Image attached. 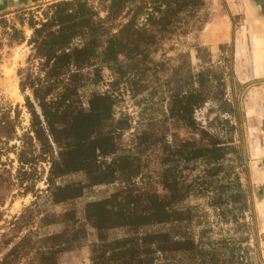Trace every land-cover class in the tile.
Instances as JSON below:
<instances>
[{
	"label": "trees",
	"instance_id": "16d2710c",
	"mask_svg": "<svg viewBox=\"0 0 264 264\" xmlns=\"http://www.w3.org/2000/svg\"><path fill=\"white\" fill-rule=\"evenodd\" d=\"M207 8L208 0H57L41 21L19 19L32 32L27 66L18 71L29 121L22 127L18 107L0 106V189L34 200L3 221L0 264H64L84 246L89 264H259L238 128L221 118L238 117L225 92L232 73L196 46L199 70L179 54L165 77L157 74L166 63L155 58L163 43L201 31ZM0 29V52L25 41L4 17ZM104 71L110 90L99 92ZM120 87L144 120L128 147L122 138L132 127L117 113ZM206 105L215 114L208 129L195 118ZM152 152L155 174L145 159ZM10 153L16 168L1 161ZM73 175L80 180L65 181ZM108 185L115 186L108 196L85 203L83 221L73 207L48 209ZM207 209L228 228L214 230Z\"/></svg>",
	"mask_w": 264,
	"mask_h": 264
},
{
	"label": "rangeland",
	"instance_id": "374dc122",
	"mask_svg": "<svg viewBox=\"0 0 264 264\" xmlns=\"http://www.w3.org/2000/svg\"><path fill=\"white\" fill-rule=\"evenodd\" d=\"M50 3L47 0H0V17H4L9 25H14L17 29H21L25 36V41L21 44L13 43L11 46L5 45L3 50L0 52V106H11L12 108L18 107L20 114V122L22 127H26L28 125L29 116L26 113L24 105V95L20 92L19 89V76L18 71L24 69L27 66V59L31 53V47L28 46L27 41L31 37V30L27 25L23 27L19 24V19H24L27 21L28 19L33 18L34 21L42 20V10L46 8ZM236 5L244 6V2L241 0H208V8L206 17L208 23H210L214 15H228L230 14L229 7H234ZM202 14V18L204 17ZM242 16H237L234 18L235 22V32L240 29V22H242ZM206 23V24H208ZM206 25L202 27L201 31H194L186 37H174L169 41H165L161 46V49L156 54L155 58L157 60L163 59L166 61L165 65L159 69L158 76L165 77L170 69V67L177 64L176 60L179 54H185L188 56L187 60L190 63V67L197 71L199 70L200 62L196 59V51L195 47H206L201 44L199 38L201 32L204 30ZM242 31H244L242 29ZM1 33V29H0ZM5 43V42H4ZM223 46V50L220 47ZM232 42H228L225 45H220L214 49V51H210L208 47L206 49L209 50L211 54V63L214 65L227 67L228 70L231 69L232 63ZM110 74L107 71L103 73L102 82L96 87L99 92H105L110 90L109 83L112 81V78L109 76ZM15 81V88L11 86V83ZM226 98L228 101H231L237 107L238 117L232 118L227 116H221L222 119H229L231 123L235 124L238 128L237 133L234 135V144L240 147L242 159H243V171L245 175L246 172V148L244 144L245 138V129L242 124L241 118V110L240 106L243 100L244 87H241L234 76L228 77L226 79ZM86 94L89 92L91 87H86ZM25 95H29L26 92ZM115 95H118V108L117 113L125 114L130 118L131 121V130L122 138V143L125 147L131 145V135L136 132V129L140 127V125H144V120H142V116L140 115V107L136 105L135 100L131 99L129 94L124 91L123 87H120L119 90H116ZM210 105H206L205 107L197 110L195 112L196 121L204 128L208 129V122L215 116L214 113L208 114V109H210ZM13 116L14 113L11 112ZM148 115H144L143 117H147ZM240 122V124L238 123ZM220 128V126H219ZM218 128L215 129V131ZM18 134L21 133L20 130L17 131ZM184 136L183 133H181ZM15 142H11L9 146L14 144ZM146 161L148 164L147 172L156 173L160 170L159 160L157 159L158 154L156 152L148 153ZM1 161L10 164L13 168L17 167V163L15 161V156L13 154H9L8 156H2ZM11 162V163H10ZM152 174V176H154ZM80 180L79 176H69L65 178V181H78ZM39 189H45V185L43 182L39 183L37 186ZM115 189L114 185L108 186H99L88 189L84 195L75 200L71 204L60 205L55 207H48L50 212L54 214H59L63 210L73 207L77 211V218L79 221H83L81 217V211L85 203L93 200L102 199L108 196ZM18 190H14L12 193H7L6 191L0 189V199L4 202L3 205L0 206V227L4 224L3 221H12L14 217H18L21 212L30 205V203L34 200L31 194L22 195L18 194ZM13 196V197H12ZM191 205L195 204V200H189ZM208 215V221L212 222L213 229L217 230V228L221 227L224 230L228 228V226L215 225L216 217L210 210H205ZM246 221H251L254 227V236L251 240V244H253L254 251L251 254L254 261H258V253H257V245L260 240L264 239V236L258 232L256 221H258V215L252 211L246 215ZM58 229V228H55ZM120 231L112 232L111 235L118 236L120 235ZM257 244L256 246L254 244ZM89 249L87 246H84L80 251L67 256L64 259V264H89ZM260 264V263H259Z\"/></svg>",
	"mask_w": 264,
	"mask_h": 264
},
{
	"label": "crops",
	"instance_id": "0c3cea01",
	"mask_svg": "<svg viewBox=\"0 0 264 264\" xmlns=\"http://www.w3.org/2000/svg\"><path fill=\"white\" fill-rule=\"evenodd\" d=\"M241 1L244 6H230V14L214 15L199 40L210 51L233 44L230 72L244 87L240 110L247 163L242 182L249 190L252 211L258 215V232L264 236V0ZM237 16L243 20L235 32Z\"/></svg>",
	"mask_w": 264,
	"mask_h": 264
},
{
	"label": "built area",
	"instance_id": "2783aa9c",
	"mask_svg": "<svg viewBox=\"0 0 264 264\" xmlns=\"http://www.w3.org/2000/svg\"><path fill=\"white\" fill-rule=\"evenodd\" d=\"M258 261L264 264V239L260 240L257 245Z\"/></svg>",
	"mask_w": 264,
	"mask_h": 264
},
{
	"label": "bare ground",
	"instance_id": "6f19581e",
	"mask_svg": "<svg viewBox=\"0 0 264 264\" xmlns=\"http://www.w3.org/2000/svg\"><path fill=\"white\" fill-rule=\"evenodd\" d=\"M15 81L13 83H11V86L15 88Z\"/></svg>",
	"mask_w": 264,
	"mask_h": 264
}]
</instances>
